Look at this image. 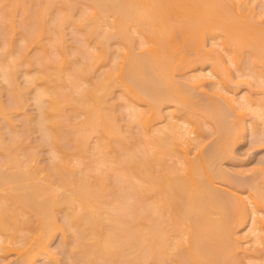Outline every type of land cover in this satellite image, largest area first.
Segmentation results:
<instances>
[{
    "label": "bare ground",
    "instance_id": "1",
    "mask_svg": "<svg viewBox=\"0 0 264 264\" xmlns=\"http://www.w3.org/2000/svg\"><path fill=\"white\" fill-rule=\"evenodd\" d=\"M7 1L13 8L24 6L26 0ZM72 1L41 0V6L34 10L38 13L35 16L41 18L56 2L65 3L62 7L68 6L66 11L72 13ZM77 1L84 7L76 14L79 18H71L70 12L62 13L69 18L68 23L82 30L87 41L92 38L98 44L82 66L73 67L68 79L69 84L78 89V97L72 96V92L60 93V83L62 87L67 86L66 79L63 81L60 75L66 56L61 32L65 22L62 13L55 14V26L46 32L56 53L62 55L54 58L56 71L47 70L48 57L45 55L36 62L39 69L34 74L28 69L25 73L26 83L34 85L33 99L38 110L35 117L29 114L26 122L38 125L36 128L41 136L37 144L49 145L48 163L41 165L35 150H30L29 154L21 152L23 135L14 132L11 141L6 142L0 133V148L6 151V158L0 162V264L8 253L17 254L15 264H39L40 259L42 264H59L60 252L51 248L55 230H61L60 244L64 245L61 251L68 250L70 256H75L77 247L76 256H80L67 258L77 263L78 258L83 257L85 262L80 259L81 264H168L170 260L174 262L169 264H240L232 258L234 254L230 258L226 252L231 240L234 246L231 248L245 254L247 264H264V190L256 184L253 193H244L218 184L214 179L225 176L216 158L219 161L221 155L229 151L231 142L242 139L248 131L256 138L261 134L264 137V130L256 129V121L264 125V96L262 100L252 99L238 95L235 87L228 90L221 84L236 76L232 77V68L246 75V71L240 72L239 63L240 51L247 47L253 66H261L259 72H252L260 80L258 89L264 93V28L252 24L264 17V0ZM3 7L4 4L0 7L2 17V12H6ZM9 22L6 25L13 28V20ZM33 27L25 40L47 50L41 42L46 30L43 23H33ZM109 37L118 39L123 49L117 58L110 59L112 49L104 45ZM10 38L2 39L0 44V50L5 49L0 54L5 58L0 59L1 87L14 97L10 106L0 99V116L9 124V112L24 105L25 100L20 97L22 88H30L28 84L21 88L15 74L16 66L24 65L28 54L23 44L19 54H14L9 49ZM135 44L141 48L140 53L134 50ZM109 60L111 63L114 60L112 66L96 76L88 85L90 88L80 86L81 83L77 85L79 78L90 80L92 68L97 69ZM183 69L191 71L180 83L175 77ZM252 72L247 75L252 76ZM117 85L122 95L132 102L126 105L131 108L127 126L131 127L134 122L138 129L136 135H131L142 154L138 159L128 149L120 157H109L113 151L111 140L126 150L123 143L126 133L122 134L117 124L120 114L114 115L118 111L108 102L112 87ZM205 86L216 88V96L221 100L220 105L208 108L209 116L214 109L219 115L217 112L211 115L217 120L224 116L223 105L238 120L229 129L222 117L219 125L222 136L218 135L217 141L203 154L204 145L199 134L202 120L187 103L192 102L189 97H194L195 90ZM66 104L82 115L77 125L66 124L75 134L74 137L67 132L68 139L73 140L70 150L85 154L95 136L97 143L90 158L96 170L106 168L103 176L80 175L81 171L64 165L61 151L66 119L60 112ZM112 110L115 112L110 113ZM162 120H166V125L155 127ZM174 152L181 154L178 160L172 159ZM81 163L78 159L76 168ZM116 168L118 171L114 172ZM262 170L261 176L264 175ZM113 174L115 179L111 182L108 177ZM139 204L141 206H137ZM228 205L237 212L233 220L235 228L243 230L240 234L237 230L231 233ZM214 209L226 214V219L214 217L211 211ZM55 210L64 211L62 225ZM29 213L35 215L34 221ZM20 223L28 226L31 234L20 235ZM70 229L74 234L72 241L66 233Z\"/></svg>",
    "mask_w": 264,
    "mask_h": 264
},
{
    "label": "rangeland",
    "instance_id": "2",
    "mask_svg": "<svg viewBox=\"0 0 264 264\" xmlns=\"http://www.w3.org/2000/svg\"><path fill=\"white\" fill-rule=\"evenodd\" d=\"M7 2L9 5L6 4ZM72 2L74 3V4L70 3L71 5L73 4L72 10L69 8V10H71L72 13L70 11H66L65 8L66 7L68 8V6L62 7V5L65 3L62 2L63 4H61L59 2L58 3L56 2L54 4L53 8L51 9L52 11L49 10V12H45L41 18L40 17L38 18L37 17L38 13H36V11H34V10L38 9V7L41 6L40 5L41 0H33V1L32 0H26L25 1L26 5L25 4H24V6L18 5L19 8H17L18 6L12 8L9 1L6 0L4 2V0H0V4H2L0 7H2L4 4L5 7H3V9L6 10V12H2V13H4L3 14L4 17L1 16L2 14H0V19L1 18L5 19V20H0V32H1L0 33V41H1L0 44L2 43V39L3 40H4V38L9 39L11 36L10 39H12V40L10 41L9 49H11L14 54H17V53L19 54L18 51L21 50L20 48L24 45V47H22V48L23 49L25 48L26 51H25V49H24V51L27 52V54H28L27 55V61H31V63H27V61H26L24 65L16 66V72L17 73H15V74H17V79H18L17 81L20 83L21 88L25 87L28 84L31 89L28 88V86H27L28 89H26V90H25L26 87L22 88L21 92L23 93V95L21 94L20 97L23 96L22 97V98H24L23 101L25 100L24 105H22L21 107L16 108L15 110L9 112V117L11 120V123H10L11 128L9 127L10 124L5 119H3L2 115L0 116V133H2L1 134L2 137H5L6 142H9V141H7L9 139L11 141V137L13 136L12 134H14V132L23 135L24 137H22V138H24L25 140L22 142V144L20 143L21 144L20 147H22L21 152L23 151L24 153H28V152H30V150H32L31 152H33L35 150L37 153L36 156L38 158V161L41 163V165L46 164V162L48 163L50 148H49V145L48 144L45 145V143H42L43 146H39L37 144V142H38L37 138L41 136L40 135L41 132L39 131V129L37 130V128H36L38 126L36 124V122L35 123L33 121L32 122H28V121L26 122V120H28L27 118H28L29 114H30L29 117H31V118L35 117L36 114L38 113V110H37V106H35V100L33 99L34 95H33L32 88H34L33 87L34 85L31 86L30 83H26L25 73L28 69L30 74H34L39 69V66L36 62L38 61V59H40L41 57H44L45 55H47L46 58L48 57V61H47L48 64H46V65H48L49 68H47V70L49 72H52V70L56 71V69H57V68L55 69L56 59H54V58L55 57L61 58L62 55L60 54V56H59L56 53V50L51 45V39L47 36L46 32H47V29L55 26L53 19H54V17H56L55 14L57 15V13L65 12V15H66V12L67 13L70 12L72 15L71 18L74 19V17H76V18L80 17L79 15L76 16V14L79 12V10L84 9L83 5L80 6L79 3H81V2H79L77 0H75V2L73 0ZM7 5H8V7H7ZM25 7L27 9V11L25 10L26 13H25V11H23V9H25ZM63 8L65 11L63 10ZM8 10H10V12ZM80 13H84V12L80 11ZM5 15L7 17H5ZM35 15H37V16H35ZM61 15L64 16L63 13ZM234 17H235V19H238L236 15H234ZM8 18H9L10 22H11V20H13V23L11 22L13 25V28L11 26L6 25L9 22V21L8 22L6 21V20H8ZM33 18L40 19L39 21H41L43 23V27H44V29H46L45 33H43V35H42V41H41L45 45V47L47 48V50L45 49V51L42 49L41 46L38 47L35 44L30 45L29 42L25 40V37L27 36V34H29L31 30L32 31L34 30L33 29L34 28L33 23L39 22V21L38 22L35 21V19H33ZM263 18L261 17V19H263ZM68 19L69 18L64 16V19H62V20H65V22H63L61 25V32H62V38H63V44H64L66 56L64 59V64L60 68V75L63 77V79H64L63 81H65V79H66L67 86L62 87L61 86L62 83H60L61 84L60 85V93L63 92L66 94L68 92L69 93L72 92V96L75 94V97L76 96L78 97V95H79V94L77 95L78 89H76V88L74 89V87H72L69 84L68 79L70 77V74L74 70L73 67L77 68V65H78V67L82 66L83 62H86L85 61L86 58L88 56H90L92 53H94V50H95V48H97L96 46H98V44L92 38H90V40L87 41L86 38L84 37L85 35L82 32V30L80 31V28H79V30L76 29L75 28L76 26H74V24L72 22L68 23V21H69ZM261 19L256 20V21L255 20L252 21V24H256L257 27L264 28V22H262V23L259 22V21H261ZM1 24H2V26L4 25L3 26L4 28L1 26ZM36 25L37 24H35V26ZM10 27H11V30H10ZM35 29H36V27H35ZM3 30H4V32H3ZM113 32L114 31H111L110 33H113ZM103 36H105V35H103ZM94 37H95V35H94ZM101 38H103V37H101ZM207 38L210 39L211 36H209ZM221 40H222L221 38H218V41H221ZM104 45L106 46V48L111 47L112 51L116 50L115 53L110 51L111 52V56H110L111 58L110 59H113L112 57H115V56L117 58V56H120L121 52H123V49L120 48L121 46L118 43V39L116 40L115 37H112V38L109 37V39L106 40V43H104ZM246 48L247 47H245V50L242 48V50L240 51V54H241V59H240L241 62L239 63V65H241L240 66V72H241V70H243V73H246V72L250 73L253 70H256L257 72H259L261 70V66L260 65H257V67L253 66V62H252L253 60L251 59V55H249V49H247V51H246ZM0 49H1V47H0ZM4 50H0V54ZM134 50L137 53H140L141 48H139V46L135 44ZM6 51H8V49H6ZM124 51H126V50H124ZM3 56L4 55H0L1 61L4 58ZM5 57H6V59H9V56L6 55ZM50 59H53V60H50ZM113 61L114 60H112V63H113ZM109 62H110V64H108ZM109 62L104 63L103 65H99L97 69L92 68L93 71H91L92 72L90 75L91 77L89 76L90 80L88 78H86L87 81H84L85 79L83 77H82V79L77 78L78 79L77 85L78 84L80 85V83H81L80 86L83 85L82 87H84V88L88 87L89 84L91 85V83L95 81L96 76L101 74L103 71L109 69V65L112 64L110 60H109ZM53 63H54L55 67L53 66ZM190 71H191L190 69L181 70L176 75V77H175L176 80H178L180 83L183 82L185 80V78H184L185 75H188L190 73ZM232 71H233V72H231L232 75L233 74L236 76L240 75L239 72H237V70H234V68H232ZM244 71H246V72H244ZM247 73H246V75H243V76L240 75L239 77H236V76L234 77V75H233L232 77H234V78L226 79V77H225L226 80L223 81V83H221V84H222V86L227 87L228 90H232V87H235L236 88L235 90L238 93V95H240V94L241 95H247V96L251 97L252 99H261L262 100L264 93L260 89H258V88H260L259 78L255 77L253 75V72H252V76L250 75L251 73L248 75H247ZM0 81H1V78H0ZM1 83H2V81H1ZM1 83H0V99L3 101L4 105L9 104L8 106H10V104L13 103V100L11 99L13 97V95H11L8 91H6L8 89H6L5 87L2 88ZM64 85H66V84L64 83ZM88 88H90V86ZM216 91H217V89L214 87H211V86H205L204 88L199 89L198 91L195 90L194 97L193 98L191 96L189 97V100L192 99V102L190 101L187 103V107H189V105H191V106L193 105L192 107L190 106L192 109L190 107H189V109L192 110L193 113L194 112L198 113V115H199L198 119L199 120L201 119L203 122V125H202V122L200 121L201 132L199 133L201 136L200 139L203 140L202 145H204L203 154H205V151L210 148L209 146L213 145L212 143L217 141L219 136L220 137L222 136V134H223V132L221 130L222 127L221 128L219 127L220 121L222 119L225 121V124H226L227 128H229V129L233 128L234 124L238 120V118L235 117L233 115V113H231L232 111L227 109L226 106L224 107L223 105H222V107H223V113L224 114L222 113V115H224L226 117V119L224 116H222L223 118L221 116H219L218 120H217L213 115L217 112V111H215V109L213 110L215 112L210 111V116H209V109L210 110L213 109V107L215 105H217V103L220 105V102H221V100L216 96ZM122 94L123 93H122V90L120 89L119 85L112 87L109 98H108L109 99L108 102L113 104L115 106V109H117V111H118L117 114L113 110H112V112L110 111V113L115 112L114 115H116V116L119 114L121 116L120 112H122V114L125 113V116L124 115L121 116L122 118H120V116H118L117 119L119 118V120H117V119L116 120H117L118 127H120V131L122 132V134L126 133V137L123 139V143L125 145L126 150L120 149V147L118 145L119 143H117L114 140H111L110 145H111L113 151L111 152V155H109V157L111 159L116 158V157H120L123 155V152L127 151V149H128L129 152H133L135 154L134 156L137 155L136 157L138 159V157L141 158L142 154H141V151L138 150L139 148H137V144L134 141V137L131 136L132 133L134 135H136L138 132V129L135 126L134 122H133L131 127L127 126L128 122H129L128 120L131 118L129 115L130 113H128V112H130L131 108L126 107V105H131L132 102L130 100H127V98H125ZM202 107H204V108H202ZM141 108L144 109L145 105H142ZM61 113H62V117L65 116V119H66L64 121L65 125L69 123V125L70 124L72 125V126L70 125L71 127H73V124L74 125L76 123L78 124V122L82 119V115L77 114L78 112L75 113L74 110L71 109V105H69V104L64 105L63 111L60 112V115H61ZM74 113L76 114V116L77 115L78 116L72 117V116H74ZM211 113H213V114L211 115ZM217 114L219 115L218 112H217ZM210 117H213V119H211ZM224 121H222L221 123L224 124ZM225 124L223 126H225ZM27 125L30 126L29 129H28ZM69 125H66L65 126L66 130L63 131L64 133H66V135L62 139L64 142V145H63L62 151H61L62 152L61 156H63V158H64L63 159L64 165L66 167L75 168L76 170L81 171L80 175H82V174L86 175L87 174L90 176L91 175L92 176L97 175L98 177H100L99 175L103 176L102 174L105 173L106 168H103L102 171L96 170L95 169L96 164L93 161H91V158H90V153L92 152L94 145H96V143H97L95 136H92V139L90 141V149L85 154L79 155L78 153H75L74 151L70 150V147L72 145L73 140L68 139L69 138L68 133H69V135H70V133H72L71 132L72 129H71V131L69 130L71 127L68 128ZM165 125H166V120H162V121H158L156 123L155 127H163ZM256 126H257L256 129L264 130V125L263 124H257V121H256ZM67 128H68V130H67ZM223 131H225V130H223ZM221 132H222V134H221ZM73 134L74 133H72V136L75 135V134L74 135ZM262 136H263V134L258 135L256 138V136L255 137L252 136L251 132L248 131L247 135L242 137V139L237 140V142L233 141L234 143L231 142L230 143L231 146H230V144L228 146V147H230V148H228L229 151L228 152L225 151L226 154L223 153L224 155L223 154L221 155V159H219V161L217 160L218 158H216L217 162L216 161L215 162H216V164H218L217 166H220V169H222L224 171V172L223 171L222 172H223V175H225V176L222 175L224 178H221V179H217V177H214V179L216 178L215 182H217L218 184H221L225 187H228V188L241 190L244 193H253V191H254L253 186H255L256 184L258 185V187H261V190H264V175L262 174V176H261V173H263L262 169H264V137H262ZM70 138H73V137L70 136ZM258 138H259V140H257ZM191 155L193 157H195L194 154H191ZM180 157H181L180 153L174 152L172 159L178 160ZM5 158H6V151L2 150L0 148V162L2 160H4ZM166 158L169 159V156H167ZM23 159H24V157H23ZM78 159H81L82 163L78 168H76V162ZM168 162H170V161H168ZM117 167H118V165H117ZM116 171H118L117 168L115 169L114 172H116ZM259 174H260V176H259ZM42 175L45 176L46 174L42 173ZM257 175L259 178L257 177ZM45 177L47 178V176H45ZM114 177H115V174L109 176L108 180H110L111 182H114V179H115ZM137 206H141V205L139 204ZM263 206H264V204H263ZM231 208L232 207H230L228 205V211H227L228 217L227 218L229 219L228 224H229V227L231 229V233L237 230V231H239L238 234H240L243 232V230L241 228H238V229L235 228L236 223H235V220H233V218L236 216L237 212H235ZM226 210H227V208H226ZM226 210H224L225 213H226ZM55 211H56L57 218L59 217L58 222L61 223V225H62L61 216L63 215L64 211H62V210H60V211L55 210ZM211 211H214V214H212V215L216 218H218V217L219 218H225L227 216L226 214L222 215L221 213L215 212L216 211L215 209L211 210ZM110 213L116 214L114 211H110ZM220 214L222 216H220ZM29 217L31 218L32 221L35 220V215H33V213H29ZM32 224H34V223H32ZM55 231H54L55 233L53 232L55 234V236H53V239H52L53 241L51 240V244H52L51 248L55 251H58V253L60 252L58 255L59 264H67V263L71 264V262L69 260H72V263L77 261V260L71 259L72 256H73V258L80 256L79 254H78V256H76L78 253V252H76L77 247H76V249H74L75 252L73 251L74 253H76V255H75L76 257L73 254H71V256H70L71 252L68 250L66 252L61 251L62 246H64V245L61 246V244H62L61 243V239H62L61 230H55ZM18 233L20 235H23V236H28L29 234H31L28 226L22 225L21 223H20ZM66 233L68 234V237L71 240L73 238V235H74L73 230H71V229L67 230ZM231 241H229L228 246L226 247V250L228 249L226 252L229 254V257L234 254L232 258L235 257V259H236L235 261H237V263L240 262V264H247L245 254H243L242 252H240V253L235 252V250L233 249L234 246L230 244ZM231 246H233V247L231 248ZM8 254L9 255L6 256V259H5L3 264H15V262L17 260V254H15V253H8ZM235 254H236V256H235ZM0 256H1V254H0ZM69 256L71 257L70 259L67 258ZM170 257H172V256H170ZM80 259L81 258L79 257L78 258L79 262H77L78 264L79 263L81 264V260H84L83 257L81 260ZM170 261L172 263L174 262V260L173 261L170 260ZM37 262L39 264H42L41 259L38 260ZM84 262H85V260H84ZM169 262H168V264H169Z\"/></svg>",
    "mask_w": 264,
    "mask_h": 264
}]
</instances>
